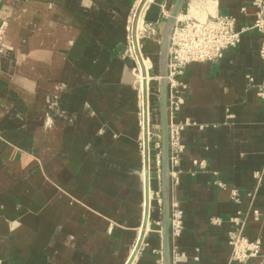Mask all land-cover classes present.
I'll list each match as a JSON object with an SVG mask.
<instances>
[{"label":"crops","instance_id":"obj_1","mask_svg":"<svg viewBox=\"0 0 264 264\" xmlns=\"http://www.w3.org/2000/svg\"><path fill=\"white\" fill-rule=\"evenodd\" d=\"M138 1L0 0V264H126L141 232L130 264H163L150 144L142 227L140 97L126 52ZM253 1L210 0L213 13L235 18L240 41L216 62L186 64L172 115L168 102L169 124L182 126L171 153L172 264H264V34L251 27ZM173 3L150 0L144 11L154 35L141 47L152 59ZM157 113L149 141L159 138ZM235 232L260 241L255 256L233 257Z\"/></svg>","mask_w":264,"mask_h":264},{"label":"built area","instance_id":"obj_2","mask_svg":"<svg viewBox=\"0 0 264 264\" xmlns=\"http://www.w3.org/2000/svg\"><path fill=\"white\" fill-rule=\"evenodd\" d=\"M210 0H198L188 5V12L175 22L169 45L167 74L169 77V97L171 115L178 108L180 95L177 77L190 62H216L225 50L235 47L240 41V31L235 28V18L230 15L213 13L208 9ZM255 17L251 25L264 34V0H254ZM194 8V13L190 9ZM201 8V10H200ZM204 8V10H202ZM2 31L0 29V51L2 47ZM264 57V46L260 49ZM257 95L264 102V81L257 87ZM182 126L172 128V146L177 144V137ZM172 161V159H171ZM180 212L172 209V232L180 225ZM229 243L232 245L233 257L245 261L255 256L260 241H250L240 232L230 233Z\"/></svg>","mask_w":264,"mask_h":264},{"label":"water","instance_id":"obj_3","mask_svg":"<svg viewBox=\"0 0 264 264\" xmlns=\"http://www.w3.org/2000/svg\"><path fill=\"white\" fill-rule=\"evenodd\" d=\"M185 0H174V3L170 9L169 15L166 17L163 30H162V42H161V51H160V73L162 75L161 79V89H160V115H161V131H160V139H161V176H162V216H163V226H162V240H163V264H172L171 258V252H170V244H169V206L168 201H166V191H165V181L167 178V170H168V131H167V95H166V75H167V59H168V49L170 45V38L172 34V30L175 25V16L181 11L183 4ZM132 38L134 39V36L132 34ZM133 67L135 66V63H131ZM146 110L143 106V153H144V167L146 168L148 166V136L146 133V121H145V114ZM146 180H148V171L146 172ZM146 190V187H145ZM147 190L145 194V214H144V224L146 220L148 219L147 215ZM143 237H140L136 241L135 245V251L134 254L137 253V251L140 248V245L142 243ZM131 260V258H130ZM129 260V261H130ZM129 261L127 264H129Z\"/></svg>","mask_w":264,"mask_h":264},{"label":"rangeland","instance_id":"obj_4","mask_svg":"<svg viewBox=\"0 0 264 264\" xmlns=\"http://www.w3.org/2000/svg\"><path fill=\"white\" fill-rule=\"evenodd\" d=\"M150 0H140L138 1V4L137 6L135 7L134 9V12L132 14V18L130 19V23H129V26H128V36L126 38V52H127V55H128V58L130 59V66L133 68V73H134V76H135V81H136V85L138 87V90H139V97H140V108H141V111H140V114H141V122H142V92L144 89V86H140V82L139 80H137V74H138V63H137V60L135 58V55H134V52L131 51L132 50V45H131V41L133 42V38H132V34L133 36H137L139 37V52L142 54V56L148 58L150 60V69H149V78L145 84V89H146V93H147V108L149 107V110H148V118L150 116V118H152V114H154V110H157V115H158V119H159V71H158V55L157 57H154L153 59L148 56L147 54H145L142 50V40L144 39L145 37V34L146 36H148V38H151L153 37L154 35V27L151 25H148L146 26V24L144 23V11L146 9V6L148 4ZM141 15V18H142V21H141V24H140V27H139V30H135V21L136 19ZM165 20L166 19H161L160 20V23H159V31L157 32V40H158V54H159V47H160V40H161V33H162V30H163V26H164V23H165ZM133 29H134V32H133ZM2 33L4 32L3 30H1ZM137 32V33H136ZM137 34V35H136ZM5 46L2 47V49H4ZM129 48L131 50H129ZM132 62L135 63V66L133 67V65L131 64ZM134 68H135V71H134ZM136 74V75H135ZM150 79V80H149ZM155 106V108H154ZM149 118V119H150ZM151 120V119H150ZM150 125V124H149ZM159 128V127H158ZM141 138L143 140V127L141 126ZM149 132H150V126H148V135H149ZM149 136H148V141H149ZM141 144L143 146V141H141ZM149 144H150V147L153 146L156 150V153H155V159L157 161V172L161 174V153H160V150H161V139H160V133H159V138L155 141H152L150 140L149 141ZM141 150L143 151V148L141 147ZM159 195L158 192L156 193H153L152 196L153 197H156L157 200H159ZM158 202V206L161 208L162 204L160 201H157Z\"/></svg>","mask_w":264,"mask_h":264},{"label":"bare ground","instance_id":"obj_5","mask_svg":"<svg viewBox=\"0 0 264 264\" xmlns=\"http://www.w3.org/2000/svg\"><path fill=\"white\" fill-rule=\"evenodd\" d=\"M180 13V12H179ZM179 13L175 16V20L177 21L179 18H178V15ZM169 15V14H168ZM141 21H142V18H141V15L136 19L135 21V30H139V27H140V24H141ZM133 32H134V29H133ZM137 33V32H136ZM137 35V34H136ZM139 37L138 35L137 36H134V39H133V42L131 41V45H132V50L129 48V50L133 51L134 52V55H135V58L137 60V63H138V74H137V80H139L140 82V86H144V89L143 92H142V115H143V106L146 110V115H145V121L147 122V116H148V110H149V107L147 108V93H146V89H145V84L149 78V69H150V60L144 56H142V54L139 52L138 50V46H139ZM161 42H162V34H161V40H160V51H161ZM170 49V48H169ZM169 49H168V59H167V65H168V60H169ZM160 51H159V61H158V71H159V102H160V89H161V79L163 78L161 73H160ZM134 71H135V68H134ZM136 75V74H135ZM166 95H167V131H168V170H167V178H166V181H165V191H166V201H168V206H169V227H171V230H172V212H171V215H170V199H169V189H170V186H169V183H170V167H172V163H171V159H172V127L171 125L169 124V114H168V92H169V77H168V74L166 75ZM150 80V79H149ZM169 106H170V103H169ZM159 120H160V131H161V115H160V106H159ZM144 123H143V119H142V127H143ZM146 126H147V123H146ZM146 133H147V136H148V130L146 128ZM160 153H161V150H160ZM148 166L145 168L144 167V153H143V173H144V202H145V194H146V190H147V215H148V212H149V206H150V191H149V145H148ZM148 171V180H146V172ZM173 172V171H172ZM145 187H146V190H145ZM161 192H162V176H161ZM162 202H163V199H162ZM144 212H145V203H144ZM145 214V213H144ZM147 221L148 219L146 220L145 224H144V219H143V224H142V227H145L146 224H147ZM170 231V230H169ZM144 236V233L141 232L140 233V237H143ZM138 238V239H139ZM169 244H170V235H169ZM134 251H135V248L129 258V264L131 263L133 257L136 255L134 254ZM127 261V263H128ZM126 263V264H127Z\"/></svg>","mask_w":264,"mask_h":264}]
</instances>
